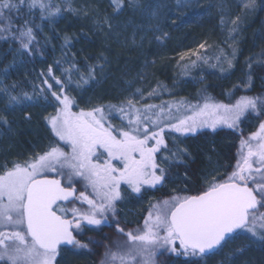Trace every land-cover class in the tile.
I'll return each instance as SVG.
<instances>
[{"label":"snow or ice","instance_id":"6c2138e0","mask_svg":"<svg viewBox=\"0 0 264 264\" xmlns=\"http://www.w3.org/2000/svg\"><path fill=\"white\" fill-rule=\"evenodd\" d=\"M253 2L249 0V4ZM25 5L30 12L39 9L41 18L61 11L51 0H0V31L12 32L10 13L20 12ZM12 36L22 49H29L35 39L27 21ZM65 71L70 81L71 70ZM93 73L90 68L87 79L81 75L80 80L88 83ZM52 78L61 85L60 79ZM60 91L63 93V87ZM51 95L59 107L46 121L57 143L22 163L0 166V262L5 264H55L61 245L87 249L88 243L77 240L73 230L99 228L108 221L109 213L115 215V202L122 199L121 184L139 194L146 186L163 183L165 169L156 154L167 148L166 129L183 135L217 125L234 128L250 112L264 114V97L244 96L235 104L177 102L142 107L128 99L120 106H106L109 113L118 111L119 118L126 120L121 128H113L110 123L105 125L104 106L73 112L70 96L56 91ZM137 95L143 99L139 90ZM24 98L31 99L27 93ZM59 142L71 151L65 152ZM47 173L60 178H49ZM78 178L85 182L79 194L74 187ZM77 201L86 204L87 210L63 206ZM260 208H264V123L249 140L241 141L237 164L222 182L213 180L198 195L175 196L151 205L143 229L135 233L125 232L117 222V231L127 236V244L117 242L116 251H105L101 264H155V257L164 253L187 257V264H201L244 235L264 244V212Z\"/></svg>","mask_w":264,"mask_h":264},{"label":"trees","instance_id":"16d2710c","mask_svg":"<svg viewBox=\"0 0 264 264\" xmlns=\"http://www.w3.org/2000/svg\"><path fill=\"white\" fill-rule=\"evenodd\" d=\"M86 2H90V6L94 9V16H104L103 9L113 12L118 11L119 6L121 9L120 3H114V0H106L99 5L95 1ZM51 3L61 8V11L52 17H47L45 14V17L41 18L39 9H33L30 12L26 5L20 12L10 13L12 32L0 31V84L9 95L24 96V93L33 92L31 87L34 82L39 100L54 108L52 115L56 114L59 103L52 97L51 92L56 91L60 95L67 94L74 100L69 94L68 86L76 82L74 81L75 76L80 78L81 75H87L90 68L94 69L97 79H102L109 74V77L115 80L127 67L129 70L134 67V70H130L129 73L134 74L143 69L150 74V80L168 81L172 79L175 59L181 54L200 43L215 44L223 39L216 9L213 6L205 13L187 11L181 20L175 21L176 26L171 27V31L168 30L169 38L163 44L144 42L139 46H131L128 39L123 41L116 38L108 42L104 37L100 38L93 34L90 22L79 21L68 16L57 0H51ZM125 17L128 16L125 15ZM25 21H27V26L33 29L35 36L29 49H22L19 40L12 36L17 28L24 26ZM253 32L244 30L236 69L229 77L219 79L215 74H208L203 82L184 86L182 93L175 97L177 100L173 103L187 102L193 106H202L205 102L235 104L244 96L264 97V41H259L258 36L255 37ZM50 67L51 73H49ZM69 69L71 70L70 81L65 71ZM249 75L251 76L250 82ZM52 77L60 79L61 85H57ZM110 79L104 87L108 89L106 90L108 96L115 98V92L110 87ZM45 80L47 83L44 82ZM49 84L52 85L51 89L48 87ZM75 84L77 85V82ZM61 87H63V93L60 91ZM99 93L102 94V92ZM111 103L117 104L115 100ZM71 110L79 112L82 109L78 108L74 102ZM261 123H264V114L256 115L250 112L234 128L217 125L215 129L204 127L195 133L183 135L166 129L164 136H175L181 140L182 155L167 160L163 157V152L156 154L157 162L165 169V179L162 184L154 188L146 186L139 193L137 197H141L147 203L141 206L135 222L124 221L121 207L123 195L121 194L122 199L115 202V215L109 213L108 221L99 228L87 226L78 233L80 239H85L88 243L90 239L93 241L89 243L90 245L88 244L87 249H82L90 257V263L101 264L105 251L117 250V242L121 245L127 244V236L117 231V222L125 232L135 233L137 229H143L144 220L151 205L175 196L198 195L213 180L222 182L226 179L237 164L241 141L257 133ZM40 132L38 139L28 133L19 134L14 141L16 145L14 151L25 152L31 146L37 145L41 152L44 151L41 147L43 143L47 146L57 143L58 138L54 136L46 120L45 130L40 128ZM61 143L59 142L58 146H61ZM104 158L106 157H102L101 160ZM113 164L120 163L114 161ZM47 175L60 178L56 173H47ZM209 177L211 179L206 182ZM84 184L85 182L79 178L74 183L78 194L84 190ZM124 187L128 193L131 191L127 186ZM88 192L90 193L91 189ZM129 199L131 202L136 203L137 201L131 195ZM69 205V208L79 207L81 210H87V205L78 201ZM260 212H264V208H260ZM68 218L71 219L70 213ZM256 245L258 250L244 253L241 256L242 262L246 264L263 263L264 244L256 242ZM188 260L189 258L184 256L178 257L164 253L155 257V264H187ZM206 263V260L201 261V264ZM0 264H5V262H0Z\"/></svg>","mask_w":264,"mask_h":264},{"label":"rangeland","instance_id":"374dc122","mask_svg":"<svg viewBox=\"0 0 264 264\" xmlns=\"http://www.w3.org/2000/svg\"><path fill=\"white\" fill-rule=\"evenodd\" d=\"M57 1L68 16L79 21L90 22L93 34L100 38L104 37L108 42L111 39L114 41V39L120 38L123 41L128 39L131 46H139L144 42L163 44L169 38L170 32L168 30L176 26L175 21L181 20L187 11L205 13L209 11L211 6L216 9L220 32L223 35L220 43H203L204 48L199 47L202 44L200 43L175 59L172 79L168 81L150 80V74L143 69L134 74L129 73L130 70H134V67H131L130 70L127 67L115 80L113 77H109V74H106L102 79H97L93 73V78L85 84L78 76H75L74 81L77 82V85L79 83V86L75 84L76 82H72L73 84L68 86V91L73 96L77 107L84 111L113 105L112 100L117 102L115 106L126 104L128 99H133L137 107L146 104H173L177 100L175 97L182 93L184 86L203 82L208 74H215L219 79H225L235 71L241 52L244 30L254 31L253 35L258 36L259 41H264V0H254L251 4H249V0H179V2L178 0H119L121 9L120 6L116 12L103 9L102 14H105L104 16H94V9L90 6V2L86 1H95L99 5L106 0ZM182 56L183 59H181ZM193 61H195L194 65ZM85 78L87 79V75ZM108 79H110V87L115 92V98L106 93L108 89L104 86ZM31 88L33 92L28 94L31 99L15 96L18 100L12 101L11 97L14 95H9L3 85L0 84V166L11 167L15 162L22 163L48 149L47 144L43 143L44 146L41 147L44 148V151L41 152L37 145L31 146L25 152L14 151L16 146L14 141L19 134L28 133L38 139L39 133H41L40 128L45 130L46 117L54 112L52 105L44 104L43 101L39 100L34 82H32ZM80 88L81 90H79ZM138 90L143 93V99L137 95ZM153 92L155 94L150 96L149 93ZM106 116V126L110 123L113 128H121L126 123V120L122 121L119 118L120 113L118 111L113 110L109 113L106 110ZM250 137H246L243 141L249 140ZM164 140L167 148L162 147L159 152L160 154L164 153V158L172 160L182 155L183 148L179 138L165 135ZM61 144L59 147L65 152L71 151L63 142ZM239 147L238 158L241 153V144ZM115 166L120 167V164ZM210 179L211 177L206 182ZM121 185L123 219L126 222H135L141 206L146 205L147 201L142 200L141 197L138 198L139 194L137 193L131 191L128 193L124 187L127 185ZM128 194L137 200L136 203L131 202ZM63 206L69 208L70 205ZM73 233L77 240L88 243L85 239L78 237L76 230H73ZM256 242L247 235L241 236L229 243L220 254L206 259V264H246L242 262L241 256L244 253L258 250ZM239 248H243V251H235ZM83 250L74 247L60 249L56 264H91L90 257ZM233 252L235 255L230 256L229 254Z\"/></svg>","mask_w":264,"mask_h":264},{"label":"water","instance_id":"95a60500","mask_svg":"<svg viewBox=\"0 0 264 264\" xmlns=\"http://www.w3.org/2000/svg\"><path fill=\"white\" fill-rule=\"evenodd\" d=\"M49 178H53V177H49ZM65 204H67V203H65ZM64 204V205H65ZM73 235H74V233H73ZM75 236V235H74ZM71 247H73V246H69V245H61L60 246V248H71Z\"/></svg>","mask_w":264,"mask_h":264}]
</instances>
